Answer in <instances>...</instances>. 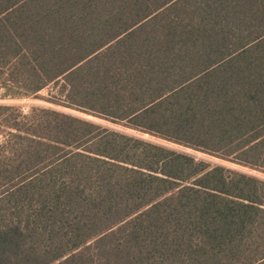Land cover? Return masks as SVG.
Here are the masks:
<instances>
[{
	"label": "trees",
	"instance_id": "1",
	"mask_svg": "<svg viewBox=\"0 0 264 264\" xmlns=\"http://www.w3.org/2000/svg\"><path fill=\"white\" fill-rule=\"evenodd\" d=\"M0 86L264 171V0H0ZM0 264H264V180L0 106Z\"/></svg>",
	"mask_w": 264,
	"mask_h": 264
},
{
	"label": "rangeland",
	"instance_id": "2",
	"mask_svg": "<svg viewBox=\"0 0 264 264\" xmlns=\"http://www.w3.org/2000/svg\"><path fill=\"white\" fill-rule=\"evenodd\" d=\"M55 92H56V90H55L54 86H50V87L46 88L45 90L41 91L40 93H38V95H36L34 97L14 98V97H9L6 94H4V96H2L0 98V106H13V107L19 108L24 114H29L33 108H50V109H54L57 111L65 112L68 114H72L74 116H78L80 118H84V119L93 121L97 124H100L104 127L110 128L112 130L127 133L129 135H133V136L145 139L147 141L168 147V148L176 150V151L185 152L187 154L194 156L199 161H205V162L210 163L212 165H220V166H224L227 168H231L233 170H236V171L248 174V175H252V176H255L261 180H264V171L255 170V169H251V168L246 167V166H242V165H238V164H235L232 162H228V161H225L223 159L211 156L209 154H205V153H202V152L190 149V148H185L183 146H179V145L164 141L162 139L153 137V136L148 135V134H143V133L131 130V129H127L124 126L110 123L108 121H105V120L100 119V118H96L94 116L85 114V113L80 112V111L64 108L61 106H56V105H53V104L47 102L46 101L47 98H51V96Z\"/></svg>",
	"mask_w": 264,
	"mask_h": 264
},
{
	"label": "built area",
	"instance_id": "3",
	"mask_svg": "<svg viewBox=\"0 0 264 264\" xmlns=\"http://www.w3.org/2000/svg\"><path fill=\"white\" fill-rule=\"evenodd\" d=\"M4 94H5V90H4L3 87L0 86V98H1L2 96H4Z\"/></svg>",
	"mask_w": 264,
	"mask_h": 264
}]
</instances>
